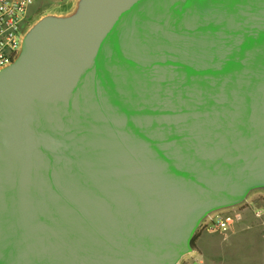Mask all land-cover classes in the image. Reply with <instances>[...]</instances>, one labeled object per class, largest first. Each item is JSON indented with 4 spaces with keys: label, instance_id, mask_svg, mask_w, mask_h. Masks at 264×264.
<instances>
[{
    "label": "water",
    "instance_id": "1",
    "mask_svg": "<svg viewBox=\"0 0 264 264\" xmlns=\"http://www.w3.org/2000/svg\"><path fill=\"white\" fill-rule=\"evenodd\" d=\"M264 187V0H83L0 70V264H176Z\"/></svg>",
    "mask_w": 264,
    "mask_h": 264
},
{
    "label": "rangeland",
    "instance_id": "2",
    "mask_svg": "<svg viewBox=\"0 0 264 264\" xmlns=\"http://www.w3.org/2000/svg\"><path fill=\"white\" fill-rule=\"evenodd\" d=\"M82 1L45 0L37 4L41 12L32 16L27 33L45 19L73 17ZM258 208H264V187L252 188L239 205L210 211V216L232 213L239 219L228 231H210L203 226L207 220L203 217L194 233L199 234L196 245L176 264H264V217L256 215Z\"/></svg>",
    "mask_w": 264,
    "mask_h": 264
},
{
    "label": "built area",
    "instance_id": "3",
    "mask_svg": "<svg viewBox=\"0 0 264 264\" xmlns=\"http://www.w3.org/2000/svg\"><path fill=\"white\" fill-rule=\"evenodd\" d=\"M45 0H0V70L12 65L23 51L30 19L40 13L37 4ZM258 217H264V208L256 209ZM239 216L221 213L209 216L203 226L210 231H228Z\"/></svg>",
    "mask_w": 264,
    "mask_h": 264
},
{
    "label": "crops",
    "instance_id": "4",
    "mask_svg": "<svg viewBox=\"0 0 264 264\" xmlns=\"http://www.w3.org/2000/svg\"><path fill=\"white\" fill-rule=\"evenodd\" d=\"M246 198V197H245ZM245 200V199H244ZM243 201V200H242ZM242 201L241 202H239V203H237V204H234L233 206H236V205H239V204H241L242 203ZM231 207H233L232 205H230ZM230 206H226V207H221V208H217V209H214V211L215 210H220V211H223V210H225V209H227L228 207H230ZM219 214V213H218ZM210 215H208V214H206L205 216H204V218L205 219H208V217H209Z\"/></svg>",
    "mask_w": 264,
    "mask_h": 264
},
{
    "label": "trees",
    "instance_id": "5",
    "mask_svg": "<svg viewBox=\"0 0 264 264\" xmlns=\"http://www.w3.org/2000/svg\"><path fill=\"white\" fill-rule=\"evenodd\" d=\"M198 237H199V234L194 235L193 240H192L193 246L196 245V241H197Z\"/></svg>",
    "mask_w": 264,
    "mask_h": 264
}]
</instances>
